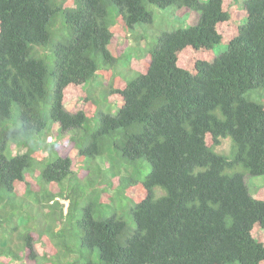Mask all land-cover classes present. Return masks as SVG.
<instances>
[{"label":"trees","instance_id":"16d2710c","mask_svg":"<svg viewBox=\"0 0 264 264\" xmlns=\"http://www.w3.org/2000/svg\"><path fill=\"white\" fill-rule=\"evenodd\" d=\"M236 2L0 0V264H264V0ZM149 7L197 22L112 54Z\"/></svg>","mask_w":264,"mask_h":264},{"label":"rangeland","instance_id":"374dc122","mask_svg":"<svg viewBox=\"0 0 264 264\" xmlns=\"http://www.w3.org/2000/svg\"><path fill=\"white\" fill-rule=\"evenodd\" d=\"M199 2H205L206 0H198ZM242 0H237L236 2V6L234 7V15L237 18H240V2ZM149 10L152 12L153 14V23L149 26H142L141 30H143L144 32H146L147 34L145 36H143V39H141L139 41L138 37L137 38H133L135 35L133 33H130L131 35H133V37H130L129 34H126V38L124 39H118L116 40V42L114 41L112 46H113V50H111L112 54L118 55L121 54L123 49H125V47L127 46L129 49L127 50V53L125 54V58H129L131 56H135L139 59L145 58L147 56V50H148V45L150 46L151 43H153L155 41L156 36L163 32V31H173L176 29H185L189 26H192L196 23V15L195 13L192 11H188L186 9H176V8H168L167 10H159L155 7H149ZM190 12V13H189ZM144 27V28H143ZM136 28H139L138 26ZM141 30L139 31V34L141 32ZM121 70V67H119ZM100 79V78H99ZM101 81L104 82V78H101ZM97 92V91H96ZM72 108L70 107H66V110L68 112H72L74 110H79L81 108V101L77 100L74 104H71ZM72 109V111H71ZM52 133V134H51ZM51 138V142L49 141L48 138ZM69 137L70 134L69 133H60L58 134L57 131H50L48 137H46L44 142L46 145L49 144H53L56 143V146L58 147V145H66L69 141ZM44 140V138L42 139ZM229 146V141L228 140H223L221 145L217 148V151L221 152V151H226L228 149ZM11 151L12 152H16L17 150L14 148V146H11ZM20 151H24L23 149H21ZM146 171H147V167H146ZM33 176H36V173L33 174ZM244 181L245 184L248 188L249 194L259 200H263L264 201V176H257V177H253L250 176L249 174H245L244 175ZM32 206L34 207V209H38L39 205H35L32 204ZM51 221V220H49ZM13 224H7V220L6 219H1L0 217V228L1 229H6V231H8L9 229V233H10V238H11V247L13 250L18 249L21 246V240L20 237H18L17 232L14 231L12 232L10 230V228H12ZM47 225L44 224V222L42 221V228L46 227ZM30 227H32L30 225ZM61 224L57 223H53L52 228L54 230H59L61 228ZM25 231H30L32 232L31 229H26L24 230V228H20L19 229V235L21 233H25ZM48 237V239L50 240L49 242H46L47 240H45V242H36L34 244V248L36 251V255H47L49 253L45 252L46 248L49 245H53V254H50L48 256H61L63 254V249L61 248V244L58 243V239L56 237V239L51 238L50 235H46ZM36 240V239H35ZM74 246V244H73ZM9 247V246H8ZM74 250V248H73ZM19 253V251L17 252ZM61 254V255H60ZM20 255H24V253H20ZM71 258V256H69ZM77 255L75 253L72 254V258L71 260L76 259ZM45 259H50L48 257H46ZM10 260H6L7 263L9 264H20L18 262L16 263H12L9 262ZM68 262V261H66ZM238 264V263H235Z\"/></svg>","mask_w":264,"mask_h":264},{"label":"clouds","instance_id":"9594fccd","mask_svg":"<svg viewBox=\"0 0 264 264\" xmlns=\"http://www.w3.org/2000/svg\"><path fill=\"white\" fill-rule=\"evenodd\" d=\"M241 3V2H240ZM181 9H186V8H181ZM186 10H188V11H190L189 9H186ZM190 12H192V11H190ZM189 12V13H190ZM195 13V12H194ZM195 15H196V22H197V14L195 13ZM54 131V128L52 129V132ZM52 134V133H51ZM48 137V136H47ZM45 139H46V137L44 138V141H45ZM49 139V141L51 142V138L49 137L48 138ZM224 140H227V139H224ZM229 141V140H228ZM230 144V143H229ZM24 151H20V152H18V151H16V152H14V154L15 153H23ZM34 173H36V172H34V171H32V172H30V173H28V175H26V179H31L33 182H35V177L33 176V174ZM36 175H37V173H36ZM245 182V181H244ZM251 196V195H250ZM254 198V197H253ZM259 200V199H258ZM58 243H59V241H58ZM60 244V243H59ZM62 248V247H61ZM69 256H71V258H72V254H70ZM56 258H58V257H56V256H54V259H56ZM68 258H70V257H68ZM70 258V259H71Z\"/></svg>","mask_w":264,"mask_h":264}]
</instances>
